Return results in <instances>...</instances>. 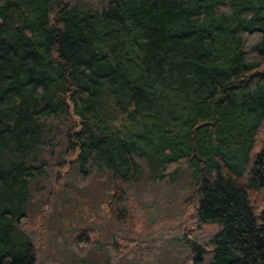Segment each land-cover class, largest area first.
Listing matches in <instances>:
<instances>
[{"label":"trees","instance_id":"1","mask_svg":"<svg viewBox=\"0 0 264 264\" xmlns=\"http://www.w3.org/2000/svg\"><path fill=\"white\" fill-rule=\"evenodd\" d=\"M53 121L81 174L108 172L112 219L142 163L186 169L214 226L193 264H264V0H0V264H39L23 223Z\"/></svg>","mask_w":264,"mask_h":264},{"label":"rangeland","instance_id":"2","mask_svg":"<svg viewBox=\"0 0 264 264\" xmlns=\"http://www.w3.org/2000/svg\"><path fill=\"white\" fill-rule=\"evenodd\" d=\"M52 123L58 130L43 146L46 173L31 183L23 223L39 264H118L111 259L112 244L123 251L121 264H193V242L207 246L214 226L200 225L193 204L186 203L192 189L188 170L173 182L152 181L142 163L138 180L124 187L129 200L119 209L125 210L126 220L118 223L108 212V172L91 166L81 174L64 154L61 123ZM76 238L92 243L84 254L75 250ZM209 261L207 252L199 264Z\"/></svg>","mask_w":264,"mask_h":264}]
</instances>
